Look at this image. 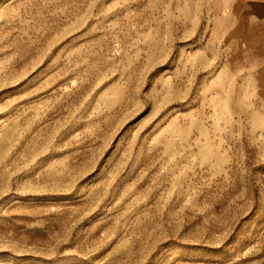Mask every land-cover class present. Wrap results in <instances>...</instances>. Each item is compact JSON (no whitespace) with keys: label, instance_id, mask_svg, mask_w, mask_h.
<instances>
[{"label":"rangeland","instance_id":"obj_1","mask_svg":"<svg viewBox=\"0 0 264 264\" xmlns=\"http://www.w3.org/2000/svg\"><path fill=\"white\" fill-rule=\"evenodd\" d=\"M0 264H264V0H0Z\"/></svg>","mask_w":264,"mask_h":264},{"label":"bare ground","instance_id":"obj_2","mask_svg":"<svg viewBox=\"0 0 264 264\" xmlns=\"http://www.w3.org/2000/svg\"><path fill=\"white\" fill-rule=\"evenodd\" d=\"M252 5H255V4H252Z\"/></svg>","mask_w":264,"mask_h":264}]
</instances>
